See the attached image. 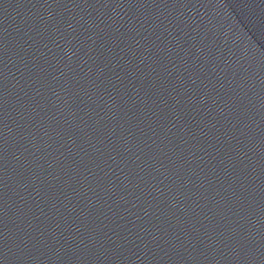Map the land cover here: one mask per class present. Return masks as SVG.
<instances>
[{"label": "water", "instance_id": "obj_1", "mask_svg": "<svg viewBox=\"0 0 264 264\" xmlns=\"http://www.w3.org/2000/svg\"><path fill=\"white\" fill-rule=\"evenodd\" d=\"M0 264H264V0H0Z\"/></svg>", "mask_w": 264, "mask_h": 264}]
</instances>
